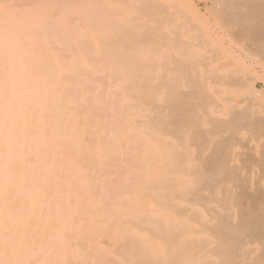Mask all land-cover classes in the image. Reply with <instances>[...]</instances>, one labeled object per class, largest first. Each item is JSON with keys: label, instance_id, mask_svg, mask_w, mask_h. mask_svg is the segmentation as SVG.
<instances>
[{"label": "bare ground", "instance_id": "bare-ground-1", "mask_svg": "<svg viewBox=\"0 0 264 264\" xmlns=\"http://www.w3.org/2000/svg\"><path fill=\"white\" fill-rule=\"evenodd\" d=\"M20 3L0 9V264H245L227 192L166 161L163 0Z\"/></svg>", "mask_w": 264, "mask_h": 264}, {"label": "rangeland", "instance_id": "rangeland-1", "mask_svg": "<svg viewBox=\"0 0 264 264\" xmlns=\"http://www.w3.org/2000/svg\"><path fill=\"white\" fill-rule=\"evenodd\" d=\"M147 23L162 35L166 161L207 172L227 192L244 263L264 264V0H163Z\"/></svg>", "mask_w": 264, "mask_h": 264}]
</instances>
